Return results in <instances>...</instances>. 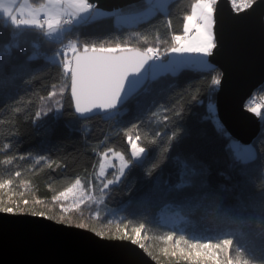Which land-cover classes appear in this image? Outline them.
Wrapping results in <instances>:
<instances>
[{
    "label": "trees",
    "instance_id": "obj_1",
    "mask_svg": "<svg viewBox=\"0 0 264 264\" xmlns=\"http://www.w3.org/2000/svg\"><path fill=\"white\" fill-rule=\"evenodd\" d=\"M194 1L169 0L166 14H157L135 26L118 25L114 15L105 16L73 26L67 37L97 43L128 40L137 46H147L143 39L133 35L140 32L149 43L165 47L171 43L173 34H182L178 20L189 12ZM145 7V0H139L120 11L125 14ZM60 47L38 29H16L0 20V179L12 178L24 198H44L49 214L56 213L58 206H54L51 197L76 178H81L82 183L91 180L93 185L97 184L93 178L98 167L97 151L113 147L130 157L124 131L137 124L133 135H140L139 143L146 147V155L126 170L120 184L105 191L103 204L85 206V216L94 218L99 211L102 221L113 222L105 229L110 232L122 221L129 228L144 223L146 242L153 238L152 256L164 259L155 252L159 239L173 230L159 214L162 207L168 206L181 217L175 227L178 235L213 242L232 238L234 243L227 259L234 260L235 249L241 246L245 249L241 259L248 257L252 258V264H264V110L259 116L260 132L252 141L255 159L246 164L234 159L230 136L218 119L216 122L212 119L215 113L209 111L218 89V85H211V78L216 72L221 75L218 68L206 73L185 70L149 79L115 116L104 113L80 118L73 111L70 91H66L59 112L36 119V111L52 104L41 97L46 98L54 90L53 85L61 83L60 65L48 59ZM253 94L264 99V85ZM254 98L247 99L245 107L253 106ZM192 107H196L191 113L194 118L186 114ZM158 109L159 115L153 116ZM176 111H181L180 117L175 116ZM164 116L170 120L165 121ZM172 131H178L179 136L165 151ZM157 132L161 133L159 137ZM5 143L10 144L8 149H4ZM40 155L47 157V162L37 163ZM21 156L25 158L20 159ZM10 158L12 162L5 163ZM184 161L196 168L197 175L190 177V185L177 188L182 182ZM153 164L159 166L153 170ZM16 171L21 172L20 177L14 176ZM209 191L216 193L219 200L204 199ZM93 194H99L95 187Z\"/></svg>",
    "mask_w": 264,
    "mask_h": 264
},
{
    "label": "snow or ice",
    "instance_id": "obj_2",
    "mask_svg": "<svg viewBox=\"0 0 264 264\" xmlns=\"http://www.w3.org/2000/svg\"><path fill=\"white\" fill-rule=\"evenodd\" d=\"M146 7L142 11H133L125 14H116L118 25L135 26L150 20L157 14H166L169 0H145ZM235 11L239 12L250 8L255 0H231ZM217 0H195L191 6L190 14L184 17L182 34H173L171 43L165 47L159 44L149 43L147 36H141L140 32H133V35L143 39L147 46L141 47L128 40H113L101 43L68 39L67 34L71 32L73 26L97 21L113 13L102 10L97 3L90 0H44L38 6H33L29 0H0V20L6 21L12 28L38 29L50 41L61 45L54 55L49 57L51 63L59 64L62 71L60 73V85H53V91H49L47 97L41 100H51L50 106L42 107L36 111L35 118L47 116L49 113L59 112L63 107L62 98L66 91H70L72 106L77 114L85 116L95 111L107 113L111 116L119 114V108L129 98L134 96L144 85L146 80H155L165 75H175L185 70H195L198 72L215 71V66L209 61L213 50L217 47L215 39V11ZM170 26L171 22L168 21ZM67 39V43L64 41ZM221 83L219 72L211 78V85L217 86ZM55 89H58L55 90ZM60 98L57 99L56 97ZM197 97H192L195 100ZM264 106L255 105L248 108L252 113L260 116ZM19 111V109H16ZM168 111V109H164ZM209 111L212 106L209 105ZM160 109L153 112V116H158ZM176 117L181 116V111L175 112ZM165 121L170 120L169 116H164ZM138 125L132 124L124 131L127 142L130 145V157L124 152L115 150L113 147H106L102 151H97L98 171L93 174L97 181L93 185L91 180L82 183L81 178H76L70 186L64 188L51 197L54 206H58V212L49 214L48 205L44 198L30 200L24 198L22 191H17L15 181L12 178L0 179V214L8 215H32L57 223L67 224L82 230L90 231L100 239L130 240L132 244L141 249L146 246L143 243L145 224L131 227L129 231L128 223L115 226V231H106L111 227L112 221L101 220V213L96 211L94 218L85 216V206L91 204H103L104 193L110 186L118 185L122 182L128 170L135 162H139L146 155L147 149L139 143L140 135H133L137 131ZM161 135L156 133V137ZM179 136L178 131H172L168 136V151L171 142ZM156 141L153 140V143ZM4 149H8L10 144L5 143ZM234 159L241 164H246L255 159V151L250 145L233 143L230 146ZM21 156L20 159H24ZM47 157L40 155L37 163L47 162ZM12 158L5 161L11 163ZM51 166L50 164L48 165ZM159 164H153L155 170ZM109 169L112 171L109 174ZM182 182L176 185L183 188L192 183L190 177L197 175L196 168L190 166L187 161L181 163ZM15 177H20L21 172L16 171ZM188 178V179H185ZM25 184L24 181L20 182ZM95 187L98 195L93 194ZM210 201L219 200V196L209 191L204 197ZM43 205V208L39 206ZM181 217L165 218L163 223L171 225L173 230L166 233V240L171 242L175 239V245L181 242L187 245L189 251L187 257L200 258L207 255L214 264H221L215 250L223 252L228 256V251L233 245L232 238H223L219 242L211 239H189L184 234H179L175 230ZM178 235V239H176ZM203 250V251H202ZM166 251V250H165ZM184 252V248H180ZM236 258H228L226 264H252V258L245 257V249L237 246ZM150 255V253H149ZM176 255L175 252L172 253ZM192 264H196L193 260Z\"/></svg>",
    "mask_w": 264,
    "mask_h": 264
},
{
    "label": "water",
    "instance_id": "obj_3",
    "mask_svg": "<svg viewBox=\"0 0 264 264\" xmlns=\"http://www.w3.org/2000/svg\"><path fill=\"white\" fill-rule=\"evenodd\" d=\"M137 1L90 0L111 13ZM215 39L217 47L208 59L221 72L215 95L218 119L230 137L251 143L260 132V120L245 102L264 85V0L239 12L229 0H217ZM73 111L83 119L104 114L81 116L74 107ZM0 264L192 263H158L130 240L100 239L90 231L38 216L0 214Z\"/></svg>",
    "mask_w": 264,
    "mask_h": 264
},
{
    "label": "rangeland",
    "instance_id": "obj_4",
    "mask_svg": "<svg viewBox=\"0 0 264 264\" xmlns=\"http://www.w3.org/2000/svg\"><path fill=\"white\" fill-rule=\"evenodd\" d=\"M193 3H195V1H194ZM100 9H101V8H100ZM190 12H191V8H190L189 12H188L186 15L190 14ZM186 15H185V16H186ZM185 16H184V17H185ZM184 17H181V18H179V20H178V21H181V26H182V27H183ZM65 43H67V42H65ZM255 94H256V93H255ZM255 94H253V96H251V97H255V98L253 99V106H255V105H261V106H264V99H263L261 96H257V95H255ZM257 97H260V98H258V99H257V102H256L255 99H256ZM248 99H249V98H248ZM254 100H255V101H254ZM258 100H259V101H258ZM209 105L212 106V111L215 113V115L212 116V119L214 120V122H216V119H218V116H217V113H216V107H215V104L212 103V102H210ZM195 109H196V107L189 108V109L187 110L186 114H187L188 116H190L191 118H194V117L192 116V114H193L192 112H193ZM247 109H248V108H247ZM263 110H264V108L261 109V111H263ZM191 113H192V114H191ZM257 116H258V115H257ZM258 117H259V116H258ZM218 122H220L219 119H218ZM220 124H222V123H220ZM224 130H225V129H224ZM225 131H226V130H225ZM226 133H227V135H229L227 131H226ZM229 136H230V135H229ZM233 143H239V144H243V145H250V146L254 149L255 154H256L255 146H254V144H253L252 142H251V143H246V144H245V143H241L240 141H238L237 139H235V138H233V137H230V138H229V147H230L231 144H233ZM97 171H98V167H97L96 172H97ZM111 171H112V170L109 169V174H110ZM159 214H160V217H161V220H162V221H164L165 218L171 219V218H175L177 215H179L177 211L171 209V208L168 207V206H164V207H162L161 210H160V212H159ZM130 230H131V228H129V231H130ZM143 236L145 237L144 240H143V243H144L145 246H146L147 253H148V254L150 253V256H151L156 262H158V263H166V262H190V263H192V261L195 260V261H196V264H214V261H213L212 259L207 258V255H202L200 258L187 257V252L189 251L187 245H184V244L181 242V244H180L179 246H176V245H175V239H174L173 241H171V242H168V241L166 240V236L161 237V238L159 239V241L157 242V248H158V249H157V251H156L155 253H156V255L158 254L159 256H163V257H164V259H158L156 256H155V257L152 256V254H151V252H150V247H151V245L153 244V238L148 239V242H146L148 234H147L145 231L143 232ZM176 239H178V238H176ZM155 245H156V244H155ZM180 248H184V252H181V251H180ZM144 250H145V249H144ZM165 250H166V251H165ZM202 251H203V250H202ZM215 251L219 253L218 258H219V260L221 261V264H226L227 257L225 256V254L222 255L221 252H220L219 250H215ZM145 252H146V251H145ZM173 252L176 253L175 256L172 255Z\"/></svg>",
    "mask_w": 264,
    "mask_h": 264
},
{
    "label": "crops",
    "instance_id": "obj_5",
    "mask_svg": "<svg viewBox=\"0 0 264 264\" xmlns=\"http://www.w3.org/2000/svg\"><path fill=\"white\" fill-rule=\"evenodd\" d=\"M44 0H29V3L32 4L33 6H38L40 3H43Z\"/></svg>",
    "mask_w": 264,
    "mask_h": 264
},
{
    "label": "built area",
    "instance_id": "obj_6",
    "mask_svg": "<svg viewBox=\"0 0 264 264\" xmlns=\"http://www.w3.org/2000/svg\"><path fill=\"white\" fill-rule=\"evenodd\" d=\"M229 1H230V4H231V7L233 8V5H232V3H231V0H229ZM233 9H234V8H233ZM116 14H121V13H120V11L117 10V11L115 12V15H116ZM258 98H260V97H257V98L255 99L256 102H257V99H258ZM255 100H254V101H255ZM258 101H259V100H258Z\"/></svg>",
    "mask_w": 264,
    "mask_h": 264
},
{
    "label": "bare ground",
    "instance_id": "obj_7",
    "mask_svg": "<svg viewBox=\"0 0 264 264\" xmlns=\"http://www.w3.org/2000/svg\"><path fill=\"white\" fill-rule=\"evenodd\" d=\"M229 2H230V1H229ZM230 5H231V4H230ZM117 10L120 11V9H115V10H113V15H114V19H115V21H116V15H115V12H116ZM120 13H121V11H120ZM214 104H215V102H214ZM246 108H247V107H246ZM258 118H259V117H258Z\"/></svg>",
    "mask_w": 264,
    "mask_h": 264
}]
</instances>
